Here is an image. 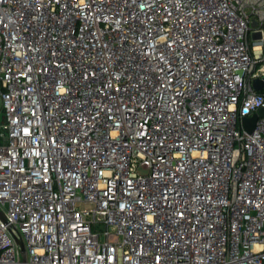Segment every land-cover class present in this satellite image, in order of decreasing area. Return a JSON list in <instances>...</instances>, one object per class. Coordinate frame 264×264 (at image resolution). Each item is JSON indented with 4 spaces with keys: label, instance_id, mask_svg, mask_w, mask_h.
<instances>
[{
    "label": "built area",
    "instance_id": "2783aa9c",
    "mask_svg": "<svg viewBox=\"0 0 264 264\" xmlns=\"http://www.w3.org/2000/svg\"><path fill=\"white\" fill-rule=\"evenodd\" d=\"M255 79L264 0H0V264H264Z\"/></svg>",
    "mask_w": 264,
    "mask_h": 264
},
{
    "label": "water",
    "instance_id": "95a60500",
    "mask_svg": "<svg viewBox=\"0 0 264 264\" xmlns=\"http://www.w3.org/2000/svg\"><path fill=\"white\" fill-rule=\"evenodd\" d=\"M252 24H255V21H253ZM263 86H264V80L255 79L253 81V87L255 89L260 90L263 88ZM258 117H264V107L259 108L252 115L244 117L242 119L243 128L249 133L252 132V130L254 128L255 121ZM16 242L18 243V245L20 247V253H21L22 260H24V258H25L24 244H23L22 240L19 238H16Z\"/></svg>",
    "mask_w": 264,
    "mask_h": 264
},
{
    "label": "rangeland",
    "instance_id": "374dc122",
    "mask_svg": "<svg viewBox=\"0 0 264 264\" xmlns=\"http://www.w3.org/2000/svg\"><path fill=\"white\" fill-rule=\"evenodd\" d=\"M0 118H1V114H0Z\"/></svg>",
    "mask_w": 264,
    "mask_h": 264
}]
</instances>
